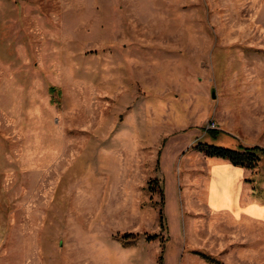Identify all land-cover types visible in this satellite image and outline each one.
<instances>
[{
	"label": "rangeland",
	"instance_id": "obj_1",
	"mask_svg": "<svg viewBox=\"0 0 264 264\" xmlns=\"http://www.w3.org/2000/svg\"><path fill=\"white\" fill-rule=\"evenodd\" d=\"M183 135L264 148V0H0V264H206Z\"/></svg>",
	"mask_w": 264,
	"mask_h": 264
},
{
	"label": "crops",
	"instance_id": "obj_2",
	"mask_svg": "<svg viewBox=\"0 0 264 264\" xmlns=\"http://www.w3.org/2000/svg\"><path fill=\"white\" fill-rule=\"evenodd\" d=\"M233 137L237 141L234 147L244 146L239 137ZM191 138L183 135L166 143L171 141L172 150L168 183L172 184L175 202L178 193L181 195L185 215L183 244L193 251L211 255L223 264H264V170L259 173L236 166L195 148L184 155L179 154ZM166 144L160 154L162 169ZM138 157L143 162L147 160L142 155ZM180 158L181 167L178 168ZM176 168L181 174L180 179ZM120 185L125 198L124 215L131 210L127 199L131 194L135 197L139 189L126 177ZM122 223L126 224L125 221ZM200 257L206 264L210 263ZM255 257L259 259L256 262ZM183 264H186L185 259Z\"/></svg>",
	"mask_w": 264,
	"mask_h": 264
},
{
	"label": "trees",
	"instance_id": "obj_3",
	"mask_svg": "<svg viewBox=\"0 0 264 264\" xmlns=\"http://www.w3.org/2000/svg\"><path fill=\"white\" fill-rule=\"evenodd\" d=\"M215 130V129H212ZM210 130V131H212ZM196 150L204 153L209 157H217L222 158L230 161L232 164L236 166L245 167L248 169H255L258 167L262 156L264 155V148L259 146H251L245 147L240 146L238 148H225L221 146L210 145L207 143L198 142L197 146L195 147ZM157 183L156 179L150 180V188L152 189L153 186L151 184ZM160 220L163 224L164 216L162 212H160ZM200 254L203 258H205L211 264H223L218 259L214 258L211 255H207L202 252L196 251ZM159 264H165L162 255L160 256Z\"/></svg>",
	"mask_w": 264,
	"mask_h": 264
},
{
	"label": "built area",
	"instance_id": "obj_4",
	"mask_svg": "<svg viewBox=\"0 0 264 264\" xmlns=\"http://www.w3.org/2000/svg\"><path fill=\"white\" fill-rule=\"evenodd\" d=\"M211 127H216L214 122L210 123L209 128H211Z\"/></svg>",
	"mask_w": 264,
	"mask_h": 264
}]
</instances>
